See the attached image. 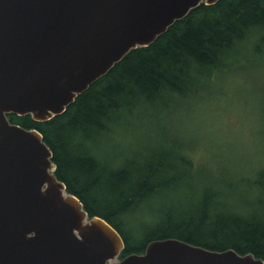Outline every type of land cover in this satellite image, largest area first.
I'll return each instance as SVG.
<instances>
[{
    "label": "trees",
    "instance_id": "obj_1",
    "mask_svg": "<svg viewBox=\"0 0 264 264\" xmlns=\"http://www.w3.org/2000/svg\"><path fill=\"white\" fill-rule=\"evenodd\" d=\"M242 60L264 66V0L201 4L131 50L62 115L8 118L41 134L56 178L120 235L121 259L175 239L264 262V166L235 177L206 171L180 148L189 139L167 131L175 112Z\"/></svg>",
    "mask_w": 264,
    "mask_h": 264
},
{
    "label": "water",
    "instance_id": "obj_2",
    "mask_svg": "<svg viewBox=\"0 0 264 264\" xmlns=\"http://www.w3.org/2000/svg\"><path fill=\"white\" fill-rule=\"evenodd\" d=\"M219 0H0V264H264L168 239L124 242L56 176L41 134L9 121L62 115L131 50Z\"/></svg>",
    "mask_w": 264,
    "mask_h": 264
},
{
    "label": "rangeland",
    "instance_id": "obj_3",
    "mask_svg": "<svg viewBox=\"0 0 264 264\" xmlns=\"http://www.w3.org/2000/svg\"><path fill=\"white\" fill-rule=\"evenodd\" d=\"M258 63L242 60L215 76L208 92L167 124V131L177 128L189 139L180 148L206 171L235 177L264 166V66Z\"/></svg>",
    "mask_w": 264,
    "mask_h": 264
}]
</instances>
